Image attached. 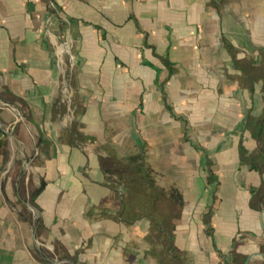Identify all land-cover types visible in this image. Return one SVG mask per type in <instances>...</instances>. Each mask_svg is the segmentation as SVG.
<instances>
[{
    "label": "crops",
    "instance_id": "1",
    "mask_svg": "<svg viewBox=\"0 0 264 264\" xmlns=\"http://www.w3.org/2000/svg\"><path fill=\"white\" fill-rule=\"evenodd\" d=\"M59 22L62 113L32 77ZM0 89L41 142L29 214L0 179V264H264V0H0ZM139 155L181 200L159 222L112 173Z\"/></svg>",
    "mask_w": 264,
    "mask_h": 264
},
{
    "label": "rangeland",
    "instance_id": "2",
    "mask_svg": "<svg viewBox=\"0 0 264 264\" xmlns=\"http://www.w3.org/2000/svg\"><path fill=\"white\" fill-rule=\"evenodd\" d=\"M55 13V12H54ZM55 13V17L59 14ZM62 26L60 22L49 29V33L46 34L47 41L46 49L50 52L48 59H36L33 70H36L32 75L36 79L34 80V86L36 89L42 88V79L44 75H37L41 70L44 72V68H40L41 61H46L44 65L48 64V67L54 68L53 72L56 74L50 75V79H55L56 82L54 93H59V104L57 110L65 108L68 102L72 99L71 94L68 93L69 86L72 84V74L70 67L72 61L69 60L68 46L64 45L60 33ZM66 46V48H65ZM57 70L60 73L57 75ZM57 84L59 87H57ZM61 99V102H60ZM62 99L64 103L62 102ZM18 100L10 98L7 91H1L0 89V179L3 184L8 182L12 186L13 195L18 196V200H14V203H9L10 208L19 212V215L26 216L29 214L31 205V195L36 191V186L33 183L34 175L32 174V165L35 164L36 152L39 151L41 142L38 139L39 127L38 124H31L29 122L30 108L26 107L23 102L19 101L20 105H17ZM44 129V127H43ZM105 169L108 166V162L103 164ZM151 175L154 177V173L151 171ZM114 182H118V179H114Z\"/></svg>",
    "mask_w": 264,
    "mask_h": 264
},
{
    "label": "trees",
    "instance_id": "3",
    "mask_svg": "<svg viewBox=\"0 0 264 264\" xmlns=\"http://www.w3.org/2000/svg\"><path fill=\"white\" fill-rule=\"evenodd\" d=\"M127 161L128 164L126 165H123L120 160L114 162L115 170L112 172L119 176L128 191V200L130 201L126 202V205H135L141 210V216L147 217L153 222H159L156 207L161 204L172 203L175 200H179L177 204H180V197L170 190H161L156 186L153 175L144 165L141 155L129 158ZM39 193L40 190L31 195L29 203L32 207H35L34 200Z\"/></svg>",
    "mask_w": 264,
    "mask_h": 264
}]
</instances>
